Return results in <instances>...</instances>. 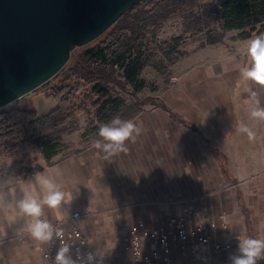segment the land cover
<instances>
[{"label":"crops","instance_id":"obj_1","mask_svg":"<svg viewBox=\"0 0 264 264\" xmlns=\"http://www.w3.org/2000/svg\"><path fill=\"white\" fill-rule=\"evenodd\" d=\"M246 49L242 40L232 46L205 45L174 64L155 104L133 120L142 131L126 142L127 152L104 159L94 141L67 157L59 154L47 167L33 147H21L7 171L0 163V191L12 189V198L19 199L23 184L35 181V176L20 179V166L38 165L45 173L60 168L62 190L72 197L65 211L68 216L91 213L79 227L103 264H125L121 241L139 219L156 228L197 206L205 215L223 213L236 239L233 251L220 257L221 264H229L237 238L264 239V121L251 118L244 102L250 89L257 90L237 67L250 63ZM260 99L264 105V91ZM241 124L256 134L254 140L238 130ZM44 211L52 223L58 220L56 211ZM232 222L242 225L240 234L232 233ZM21 223L0 209V264H45L42 244L26 233L16 234Z\"/></svg>","mask_w":264,"mask_h":264},{"label":"trees","instance_id":"obj_2","mask_svg":"<svg viewBox=\"0 0 264 264\" xmlns=\"http://www.w3.org/2000/svg\"><path fill=\"white\" fill-rule=\"evenodd\" d=\"M191 1L194 0H140L104 35L71 58L54 82L44 87L45 95L55 102L50 111L41 116L32 107L0 111V158L27 144L35 147L47 167L52 166L61 152L59 136L89 106L95 107V117L101 124L116 115L134 120L144 104L127 103L121 94L133 99L141 89L139 75L145 60L140 53L141 43L147 40L148 29L158 28L170 10ZM216 2L210 7L208 19L219 25L220 32L208 31L206 44L223 43L227 32H237L242 41L264 33V0ZM43 169L38 165L23 166L18 177L32 178Z\"/></svg>","mask_w":264,"mask_h":264},{"label":"water","instance_id":"obj_3","mask_svg":"<svg viewBox=\"0 0 264 264\" xmlns=\"http://www.w3.org/2000/svg\"><path fill=\"white\" fill-rule=\"evenodd\" d=\"M140 0H0V110L46 87Z\"/></svg>","mask_w":264,"mask_h":264},{"label":"clouds","instance_id":"obj_4","mask_svg":"<svg viewBox=\"0 0 264 264\" xmlns=\"http://www.w3.org/2000/svg\"><path fill=\"white\" fill-rule=\"evenodd\" d=\"M247 55L250 63L240 67L241 78L255 85L257 90L250 89V95L245 104L250 106V116L264 121V105L261 103L260 91H264V33H260L247 41ZM246 133L250 140L256 134L246 125L241 124L238 129ZM141 127L131 119L114 116L109 122L103 123L98 129V137L93 148L102 153L104 159L117 156L128 151V141H133L141 134ZM62 170L58 167L48 169L47 173L39 172L35 181H27L20 189L22 197L13 199L12 189L0 191V209L7 210L13 218L19 217L22 223L16 228V234L26 233L42 245H49L60 240L61 231L45 216V207L57 213L58 221L68 219L65 206L72 201L71 193L62 190L59 178ZM34 184L39 185V193L34 194ZM13 219V223H15ZM237 251L229 256V264H258L264 259V239L252 237L237 238ZM99 257V259H98ZM52 264H103V256L98 252L80 254L75 258L71 254V245L62 243L58 248Z\"/></svg>","mask_w":264,"mask_h":264},{"label":"rangeland","instance_id":"obj_5","mask_svg":"<svg viewBox=\"0 0 264 264\" xmlns=\"http://www.w3.org/2000/svg\"><path fill=\"white\" fill-rule=\"evenodd\" d=\"M216 3V0H194L179 5L175 9L169 11L167 17L159 23L158 28L153 30V28L150 27L148 29L146 35L147 40H144L140 47V53L145 59L144 67L139 75L138 85L141 89L134 95V100L130 99L125 94H121L127 103L139 101L144 104L142 108L155 104L158 95L162 93L169 84L171 67L177 62L185 59L190 51L199 50L201 47L208 45L206 44V33L208 31L215 30L220 32L219 25L210 22L208 19L210 7L212 5H217ZM237 37V32H227L223 43L232 46L233 42L239 40ZM83 48L84 47L76 49L72 53L71 58L75 59L76 55L83 51ZM165 51H170L166 57L163 55ZM53 82L54 81H51L49 85ZM88 88L89 86H84L83 89ZM46 90L47 88L38 89L26 98L0 111L18 107H32L36 110L38 115H44L52 109L51 105L55 104L52 98H48L45 95ZM94 113L95 107L89 106L86 111L77 115L74 122L59 136L62 145L60 152L62 158L74 154L79 149L99 139L98 129L101 123L97 121ZM21 147H33L35 149L34 146L27 144ZM29 151L30 150H28V153ZM14 154L9 155L12 157L8 158V160L4 159L7 156L0 158V163H4L2 166L3 172H5V170L7 171L9 167L8 163L12 162L11 159L16 157V154ZM21 168L20 166L19 170ZM230 228L233 234H240L242 225L232 222ZM263 261L264 259H261L258 261V264H262Z\"/></svg>","mask_w":264,"mask_h":264},{"label":"built area","instance_id":"obj_6","mask_svg":"<svg viewBox=\"0 0 264 264\" xmlns=\"http://www.w3.org/2000/svg\"><path fill=\"white\" fill-rule=\"evenodd\" d=\"M90 216L74 211L68 219L53 223L62 234L60 240L40 247L45 264H52L61 242L71 245L73 258L78 251L82 255L95 253L79 227ZM235 244L224 214L205 215L198 206L186 217L170 216L156 228L139 219L127 228L121 241L128 258L125 264H221L220 257L229 255Z\"/></svg>","mask_w":264,"mask_h":264}]
</instances>
